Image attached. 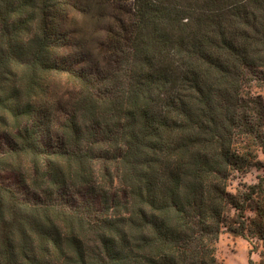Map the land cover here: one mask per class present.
Listing matches in <instances>:
<instances>
[{"label":"trees","instance_id":"obj_1","mask_svg":"<svg viewBox=\"0 0 264 264\" xmlns=\"http://www.w3.org/2000/svg\"><path fill=\"white\" fill-rule=\"evenodd\" d=\"M263 86L264 0H0V264L264 239V175L227 189L264 167Z\"/></svg>","mask_w":264,"mask_h":264},{"label":"rangeland","instance_id":"obj_2","mask_svg":"<svg viewBox=\"0 0 264 264\" xmlns=\"http://www.w3.org/2000/svg\"><path fill=\"white\" fill-rule=\"evenodd\" d=\"M253 91L264 95V86L255 88ZM254 149V147H253ZM258 159L264 162L260 152H255ZM264 175V167L251 166L245 171L237 172L229 181L227 189L235 193L242 189V185H250L258 182L259 177ZM250 209L245 212L248 219L256 218V210L264 208V192L249 202ZM251 230L253 227H250ZM256 229H254L255 231ZM217 264H264V239H261L255 232H246V238L224 231L219 235L216 243Z\"/></svg>","mask_w":264,"mask_h":264}]
</instances>
